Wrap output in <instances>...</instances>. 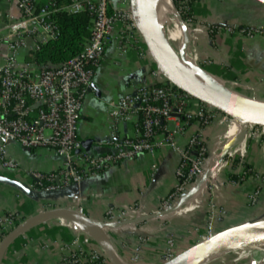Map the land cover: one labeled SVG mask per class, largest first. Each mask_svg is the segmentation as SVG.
<instances>
[{
    "label": "crops",
    "instance_id": "1",
    "mask_svg": "<svg viewBox=\"0 0 264 264\" xmlns=\"http://www.w3.org/2000/svg\"><path fill=\"white\" fill-rule=\"evenodd\" d=\"M193 13L196 23L192 30L176 24L179 26L177 36L180 37V30L185 32L187 40L191 36L193 64L207 61L205 69L208 73L226 82L241 83L247 90L245 94L264 102V43L247 41L241 35L224 31L211 37L208 30L210 24L264 29V0H197ZM20 16L15 2L0 0V30L19 20ZM4 55L1 49L0 62H3ZM154 68V62L149 58L135 54L119 56L114 47L107 50L81 111L78 138L82 141V151L92 155L107 152L106 142L111 137V122L107 115L109 104L125 93H134L146 83H157V78L149 76ZM199 105L195 100L192 109L197 110ZM220 120L208 128L191 123L176 137L178 145L186 147L194 134L201 133L208 143L209 161L212 163L215 158L224 165L208 172L210 177L216 178L212 189L199 181L184 196V206L179 213L162 217L158 214L161 201L177 185L176 171L182 161L178 152L162 146L153 156L143 154L120 163L102 176L80 186H71L59 194L37 193L39 196L31 197L16 186L0 182V214L15 212L27 220L44 211L66 206L82 210L92 220L103 223L108 208L120 209L138 203L141 217L132 211L128 213L123 228L108 224L113 251L124 264H162L163 252L172 236L178 253L195 245L197 230L206 226L211 200H215L224 211L223 220L215 225L216 232L240 225L264 227V183L260 184L248 176L238 185L230 184L240 165L249 166L264 178V136L252 137L247 129L243 133L244 126L236 120L231 123ZM134 134V126L124 124L120 126L117 137L124 139ZM163 138V135L158 136L159 140ZM3 144L23 171L17 176L0 169V176L19 181L28 188L29 170L53 173L63 165V159L50 148L26 149L0 138V146ZM226 161L237 164L225 168ZM259 186L262 187L261 197L255 206H251L248 197ZM151 215L156 217L141 220ZM62 221L50 219L30 227L9 246L0 258V264H58L63 255V245L71 242L74 236H80L76 235L78 232L85 234L80 237L88 240L86 248L100 246L94 234L72 231L63 226ZM136 255L140 257L139 262L133 263ZM243 256H252V252L242 251L240 257ZM263 260L251 264H262ZM215 264H239V259L225 256Z\"/></svg>",
    "mask_w": 264,
    "mask_h": 264
},
{
    "label": "built area",
    "instance_id": "2",
    "mask_svg": "<svg viewBox=\"0 0 264 264\" xmlns=\"http://www.w3.org/2000/svg\"><path fill=\"white\" fill-rule=\"evenodd\" d=\"M7 1L16 3L21 16L0 30V50L5 52L3 62H0V138L26 149L50 148L63 159L61 169L53 173L29 170V188L36 193L59 194L71 186H80L102 176L120 163L143 154L153 156L160 147L168 146L181 155L182 161L176 171L177 185L161 201L158 214L177 206L180 207L173 214L179 213L184 206V196L199 182L207 170L206 165L211 162L208 143L201 133L194 134L186 147L179 146L176 137L191 123L208 128L217 124L219 119L227 123L234 119L201 102L199 108L193 110L195 99L177 89L158 71L134 21L131 0ZM196 1L176 0V11L184 16L188 30H192L196 23L193 13ZM58 13H87L92 23L91 36L80 56L57 67L38 66L34 62L35 54L43 44L59 36L53 18ZM208 30L211 37L224 31L241 35L247 41L264 43V29L210 24ZM111 47L119 56L135 54L152 60L155 68L149 76L157 78L158 82L146 83L134 93H125L109 104L107 115L111 122V137L106 142L108 150L92 155L82 151L78 125L96 71ZM124 124H132L135 134L119 139L117 134ZM247 130L252 137L264 136V126L248 124ZM159 135H163V140L158 139ZM230 164L231 161H226L225 167ZM239 167V171L235 172L237 179L230 181L232 186L244 182L248 176L254 177L260 184L264 183V178L252 169ZM0 169L17 176L23 171L9 155L5 144L0 146ZM209 184L212 189L216 179ZM261 194V186L254 189L248 197L249 204L255 206ZM58 208L69 207L55 209ZM77 211L83 214L82 210ZM132 211L142 216L138 203L120 209L108 208L102 224L123 228L128 213ZM223 215V207L211 200L206 226L196 233L197 243L210 240L215 235V225L223 220ZM24 221L15 212L0 214V243ZM87 243V239L76 236L64 244L58 264H112L101 246L88 249L85 246ZM178 254L172 236L163 252L162 264ZM139 259L136 255L132 262L137 263Z\"/></svg>",
    "mask_w": 264,
    "mask_h": 264
},
{
    "label": "water",
    "instance_id": "3",
    "mask_svg": "<svg viewBox=\"0 0 264 264\" xmlns=\"http://www.w3.org/2000/svg\"><path fill=\"white\" fill-rule=\"evenodd\" d=\"M131 9L136 26L143 36L158 71L170 83L193 99L212 106L221 113L240 122L244 126L243 133L246 132L248 124L264 126V106L255 105L242 100L240 101L214 91L211 88L205 87L197 83L181 69L169 53L167 49L168 44L164 41L161 31L158 30L155 20L149 13L147 0H131ZM178 16L180 23L187 30L184 20L179 14ZM183 61L189 66L192 65L184 58V56ZM0 182L16 186L31 197L39 196V194L32 191L19 181L0 176ZM179 207L180 206H177L169 211L160 213L159 217L173 214L179 209ZM154 217H156V215L148 216L141 220L146 221ZM50 219L75 220L87 225L94 231L96 239L110 262L112 264H124L118 259L113 251L108 235V228H110V226L96 222L85 214L69 208H58L44 211L25 220L23 224L11 232L0 243V258L9 246L22 236L30 227ZM239 248L264 251V227L257 225H240L216 232L210 240L193 245L187 250L179 253L172 260L163 264H195L201 256L207 253L216 252L222 249L233 250Z\"/></svg>",
    "mask_w": 264,
    "mask_h": 264
},
{
    "label": "rangeland",
    "instance_id": "4",
    "mask_svg": "<svg viewBox=\"0 0 264 264\" xmlns=\"http://www.w3.org/2000/svg\"><path fill=\"white\" fill-rule=\"evenodd\" d=\"M172 6H173V10L171 12L170 17H167L166 15V11L165 9L162 7H156V12H157V16H158V20L160 23V27H161V34L162 37L164 39V41L169 45V47H171L174 56L182 63L185 64L186 63L183 61V56L185 55L186 58H188L187 60H193L194 62V53H193V49H192V41H191V36H189L188 40L186 39V34L185 32H181L180 30V37L177 36V32L179 31V26L182 28L181 23H179L177 21V18L175 17V14L178 12L176 11V6L174 4V2L171 0ZM162 11V12H161ZM168 14V13H167ZM169 15V14H168ZM173 16V17H172ZM169 19V21H168ZM178 24V25H176ZM183 30V29H182ZM189 47V48H188ZM184 57V58H185ZM208 63V62H207ZM205 65L206 64H197L194 63V67L200 69V70H204L206 72H209L208 70L205 69ZM220 78V77H219ZM221 80H223L222 78H220ZM225 82V87L228 88L230 91L234 92L237 96L241 97L243 100H259L258 98H254L251 97L247 94H245L246 88L239 82H226L225 80H223ZM217 156V155H216ZM214 158V157H213ZM210 163V162H209ZM206 165V172L203 175V178L205 175H207V171L210 167H220V166H224L222 163H219L218 161L215 160L212 163ZM226 168V167H225ZM226 170V169H225ZM206 177V176H205ZM201 178V181H203ZM216 179V178H215ZM212 181V183H214V178L211 177H206V184L207 186L211 187V184H209ZM209 187V188H210ZM208 190V189H207ZM76 235H80L83 236L85 235L83 232H78L76 233ZM79 236V237H80ZM76 236H74L75 238ZM73 238V240H74ZM242 251H246L252 252V256H243L240 257V253H242ZM225 256H231V257H238L239 259V264H251L254 261H261L264 259V251L263 250H247L245 248H239V249H233L230 250L228 252H226V254L224 256H222L219 259H215V260H208L206 262H201L200 264H215L219 261H221L223 258H225ZM199 264V263H197Z\"/></svg>",
    "mask_w": 264,
    "mask_h": 264
},
{
    "label": "trees",
    "instance_id": "5",
    "mask_svg": "<svg viewBox=\"0 0 264 264\" xmlns=\"http://www.w3.org/2000/svg\"><path fill=\"white\" fill-rule=\"evenodd\" d=\"M176 6V0H172ZM59 36L43 44L35 54L34 62L41 67H57L80 56L91 36V18L87 13L70 15L58 13L54 17ZM184 20V16H181ZM234 167L236 162L231 163ZM250 169L245 165V170ZM237 179V176H232Z\"/></svg>",
    "mask_w": 264,
    "mask_h": 264
},
{
    "label": "bare ground",
    "instance_id": "6",
    "mask_svg": "<svg viewBox=\"0 0 264 264\" xmlns=\"http://www.w3.org/2000/svg\"><path fill=\"white\" fill-rule=\"evenodd\" d=\"M147 6H148V10H149V13H150L151 17L155 20V22L157 24L158 30L161 31L160 23H159L158 16H157V12H156V7L159 6V7H162V9L164 8L165 11H166V15L168 17V14H171V12L173 10V6H172V3H171V0H147ZM175 17L177 18V21L179 22V16H178L177 13L175 14ZM167 49H168L169 53L171 54V56L173 57V59L176 61V63L181 67V69L188 76H190L193 80H195L197 83H199V84H201V85H203L205 87L211 88L214 91H217L219 93H222V94H225L227 96H230V97H232L234 99H237V100H240V101L241 100L242 101H245L241 97L237 96L234 92H232L228 88H226L225 87V82L223 80H221L219 77H217L215 75H212V74H210V73H208V72H206L204 70H200V69L196 68L197 66L194 67L193 60L192 59L191 60H187L188 62H190L192 64L191 66H189L187 64L186 65L185 64H182L174 56L171 47L167 46ZM246 102L252 103V104H255V105H262V106H264V102L261 101V100H246ZM237 126H239V125L236 124V127ZM240 130H241V128L239 129V132H240ZM221 167L222 166H220V168ZM217 168H219V167H213V166L210 167L208 169L207 173H206L207 175H205V176L206 177L207 176L210 177V175H208V172L210 171V169H217ZM205 176H204V178L202 176V178H203L202 179L203 180L202 182H204V183H206V177ZM199 181H201V179ZM62 224H63V226H65V227H67V228H69V229H71L72 231H75V232H78V231H86V232H88L90 234H94V231L90 227H88L87 225H85V224H83L82 222H79V221H75V220H63L62 221ZM81 238H83V237H81ZM228 251H230V249H222V250H219V251H216V252L207 253V254L201 256L195 262V264H197V263L200 264L201 262H206L208 260L211 261L212 259L213 260L219 259L222 256H224L226 254V252H228ZM262 264H264V260H263Z\"/></svg>",
    "mask_w": 264,
    "mask_h": 264
}]
</instances>
